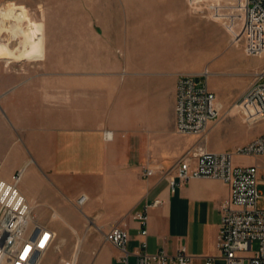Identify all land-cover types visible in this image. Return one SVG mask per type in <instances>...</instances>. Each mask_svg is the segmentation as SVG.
Segmentation results:
<instances>
[{"label":"crops","instance_id":"1","mask_svg":"<svg viewBox=\"0 0 264 264\" xmlns=\"http://www.w3.org/2000/svg\"><path fill=\"white\" fill-rule=\"evenodd\" d=\"M106 31L73 28L64 62L0 60V176L10 179L24 168L20 188L36 219L58 233L54 212L64 215L87 252L82 264H123L120 249L105 239L113 226L129 231L132 252L146 239L151 252L164 247L176 253L185 245L192 264H208L209 257L210 264H225L218 236L229 185L194 177L172 190L163 173L175 174L194 144L221 151L236 140L216 142L223 124L217 120L203 137L177 130V81L188 72L186 54L163 58L142 48L125 59ZM259 126L242 141L263 133L264 121ZM146 168L154 173L145 175ZM82 194L88 199L79 206ZM156 198L162 202L150 208L143 236L132 214ZM44 214L49 219L39 218Z\"/></svg>","mask_w":264,"mask_h":264},{"label":"built area","instance_id":"2","mask_svg":"<svg viewBox=\"0 0 264 264\" xmlns=\"http://www.w3.org/2000/svg\"><path fill=\"white\" fill-rule=\"evenodd\" d=\"M241 9L242 28L238 33L232 29L233 41H242L248 56H264V0H241ZM29 19L26 15L24 24ZM3 33L0 40L10 41L12 45H20L25 36L22 33L15 36L8 31ZM211 74L209 67L198 73H180L175 107L176 127L180 133L203 137L210 122L222 116V103L208 82ZM200 76L205 79L200 80ZM234 107L247 124L264 119V69L257 72L256 79L242 92ZM112 134L111 130L106 131L108 138ZM237 155H264V132L250 141L221 151L208 149L204 142L194 144L178 160L175 174L167 171L163 177L168 178L172 190L194 177L216 178L227 183L230 194L221 205L220 257L225 264H264V208L259 207L262 196L260 169L258 164L236 163ZM23 173L24 168H20L10 179L0 176V264H45L50 252L60 247L57 231L36 219L32 204L22 192L20 182ZM153 173L151 168H146L145 175ZM87 199L88 196L82 194L77 200L78 205L82 206ZM161 202V198H156L143 209L133 212L143 236L149 233L150 208ZM105 239L120 249L123 264H132L131 256L135 258L134 264L193 263V255L185 245L176 253H170L164 247L151 252L148 241L142 239L138 248L130 251L127 247L130 233L121 226H113L106 231ZM255 241H258L256 249L253 248ZM80 250L81 243H77L69 264H79ZM213 259L209 257L207 263Z\"/></svg>","mask_w":264,"mask_h":264},{"label":"rangeland","instance_id":"3","mask_svg":"<svg viewBox=\"0 0 264 264\" xmlns=\"http://www.w3.org/2000/svg\"><path fill=\"white\" fill-rule=\"evenodd\" d=\"M23 5L30 17L27 27L31 46L27 58L16 61L46 58L64 62L68 34L73 28L94 27L99 31L107 28L105 37L119 44L117 50L125 59L131 58V51L149 48L163 58H172L178 52L183 59L186 54L190 73L209 67L212 74L208 82L224 102L222 116L217 120L223 124L216 142L236 140L230 147L234 148L244 143L241 137L257 131L264 121L247 124L243 116L239 118L240 113L230 116L237 111L232 110L236 100L256 79L257 72L264 69V56H248L244 43L233 41L232 29L238 33L242 28L241 0H0V13L14 12ZM154 30L157 33L149 34ZM179 37L181 44L177 42ZM13 59L9 53L0 56L6 63ZM235 161L242 165L258 164L264 174V155H237ZM259 188L262 192L259 207L264 208V182H260ZM54 216L60 218L57 237L60 247L50 252L45 264H69L79 243L74 237L75 228L60 212H54ZM39 218L49 219L47 214ZM257 247L255 241L253 248ZM86 255L85 250H80L79 264Z\"/></svg>","mask_w":264,"mask_h":264},{"label":"bare ground","instance_id":"4","mask_svg":"<svg viewBox=\"0 0 264 264\" xmlns=\"http://www.w3.org/2000/svg\"><path fill=\"white\" fill-rule=\"evenodd\" d=\"M26 15L29 16V13L25 5L14 12L3 10L0 13V34H4L3 32L8 31L15 36H18L20 33L25 35L22 38L20 45L14 47L10 41L0 40V56L4 53H9L14 56L13 60L27 58L30 53L31 34L27 27L28 23L24 24V17ZM12 19L16 21H12ZM80 243L81 241H79V244Z\"/></svg>","mask_w":264,"mask_h":264}]
</instances>
